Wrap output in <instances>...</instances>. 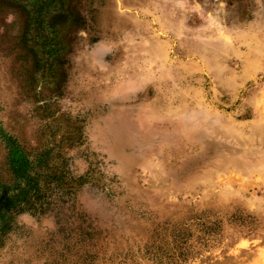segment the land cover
Listing matches in <instances>:
<instances>
[{
	"label": "rangeland",
	"instance_id": "obj_1",
	"mask_svg": "<svg viewBox=\"0 0 264 264\" xmlns=\"http://www.w3.org/2000/svg\"><path fill=\"white\" fill-rule=\"evenodd\" d=\"M0 264H264V0H0Z\"/></svg>",
	"mask_w": 264,
	"mask_h": 264
}]
</instances>
